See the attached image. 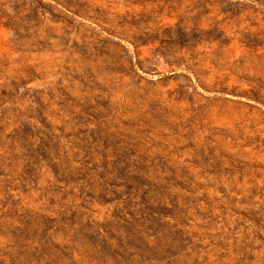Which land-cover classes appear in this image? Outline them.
Returning <instances> with one entry per match:
<instances>
[{"label":"rangeland","instance_id":"rangeland-1","mask_svg":"<svg viewBox=\"0 0 264 264\" xmlns=\"http://www.w3.org/2000/svg\"><path fill=\"white\" fill-rule=\"evenodd\" d=\"M0 264H264V0H0Z\"/></svg>","mask_w":264,"mask_h":264}]
</instances>
